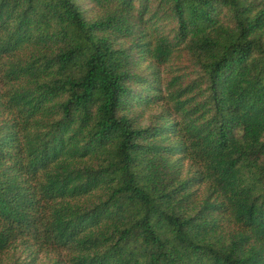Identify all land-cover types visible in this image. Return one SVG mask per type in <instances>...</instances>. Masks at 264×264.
Masks as SVG:
<instances>
[{
    "label": "trees",
    "instance_id": "1",
    "mask_svg": "<svg viewBox=\"0 0 264 264\" xmlns=\"http://www.w3.org/2000/svg\"><path fill=\"white\" fill-rule=\"evenodd\" d=\"M31 258L264 264V0H0V264Z\"/></svg>",
    "mask_w": 264,
    "mask_h": 264
},
{
    "label": "rangeland",
    "instance_id": "2",
    "mask_svg": "<svg viewBox=\"0 0 264 264\" xmlns=\"http://www.w3.org/2000/svg\"><path fill=\"white\" fill-rule=\"evenodd\" d=\"M21 252H22V250L19 249V254H21ZM27 254L28 253L23 255V257H22L23 260H21V262L24 261V259L27 258ZM36 260H34L33 263L36 262V264H41L42 262H44V264H49L48 260H46L45 258H40L38 261H36ZM26 263H31L32 264V258L28 259Z\"/></svg>",
    "mask_w": 264,
    "mask_h": 264
}]
</instances>
